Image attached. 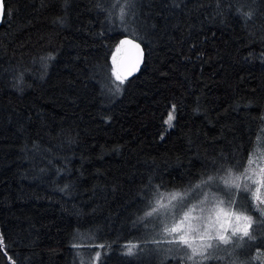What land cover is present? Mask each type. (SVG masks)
I'll list each match as a JSON object with an SVG mask.
<instances>
[{"label": "trees", "instance_id": "1", "mask_svg": "<svg viewBox=\"0 0 264 264\" xmlns=\"http://www.w3.org/2000/svg\"><path fill=\"white\" fill-rule=\"evenodd\" d=\"M125 36L146 57L121 83ZM261 144L264 0H4L0 264H195L147 246L145 213L157 187L194 205L208 176L258 229L203 264H264V205L233 184L257 178Z\"/></svg>", "mask_w": 264, "mask_h": 264}, {"label": "snow or ice", "instance_id": "2", "mask_svg": "<svg viewBox=\"0 0 264 264\" xmlns=\"http://www.w3.org/2000/svg\"><path fill=\"white\" fill-rule=\"evenodd\" d=\"M3 14V4L2 0H0V15ZM10 15V12L8 13ZM122 44H128L131 45V47L139 50L140 46L139 44H133L132 41L126 40L122 41ZM125 77H122L121 75L117 74L116 79L123 83ZM174 119V116L170 113L168 116V120L165 122L169 126H171V122ZM261 147L264 148V144H261ZM262 156H264V152L261 153ZM248 165L251 166L254 161L249 158L247 161ZM249 169L245 168L243 175L246 179L252 181L253 184L256 185L255 191L253 193V199L258 202V204L264 205V198L261 197V190L264 189V167H260L257 173V178L253 179L251 175H248ZM229 175H231V170H229ZM239 179V177H237ZM214 180H221L222 183L228 184L229 182L227 180H223L221 177H212L208 176L206 180L201 181L200 184H197L193 191L199 190L197 192V195L195 199L200 200L201 204L207 203V192H205V188L207 187L209 190L211 189V186L214 182ZM236 188H239L240 185L238 183L235 184ZM248 185H245V189L247 190ZM201 197L203 199L201 200ZM180 199L179 204V213L175 211L177 205H172V200ZM154 202H149L150 211H147L145 213L146 216H152L157 215L161 218V220L164 221H170L172 222L171 227L165 226L163 229L164 233L169 237L167 240L168 243H175L177 245L183 246L186 249H190V254L187 255L188 261H194L195 264H203V261L211 260V259H219L221 257H218L215 255V253L211 250L214 248H219L220 245H228L232 242V237L237 236L239 234V237L241 240H243L244 237H248L249 240L255 239L254 236L250 234V229L252 227V218L250 216L244 215L243 213H232L231 214V220H229V223L234 222V227L230 229H224L221 231L216 232H209L208 231V225L206 223V217L201 216L197 218L196 216H191V223L187 224V228L180 227L181 225H184L187 221L190 219V213L195 212L198 205H192L191 201H188L187 203H184L183 197H178L177 194H173L171 196V199L169 201L170 207L163 206V194L159 192L158 187L157 191L154 194ZM222 203V201H221ZM191 205V207H189ZM234 205V199L233 201L228 205L229 208H231ZM187 209V211H185ZM261 216H264V209H259ZM203 211V208L201 209ZM179 218L177 219V217ZM192 234L193 239H199L200 246L195 247L193 243L190 241L188 236ZM2 239V238H0ZM213 241L216 243L214 244ZM153 243H160L158 240H153ZM239 246V245H237ZM99 247H104L103 245H100ZM137 247L136 244H129L127 246V254L132 255L133 250ZM97 258L99 257V253L96 254ZM197 258H199L197 260ZM258 258V257H257ZM235 264V262H233Z\"/></svg>", "mask_w": 264, "mask_h": 264}, {"label": "rangeland", "instance_id": "3", "mask_svg": "<svg viewBox=\"0 0 264 264\" xmlns=\"http://www.w3.org/2000/svg\"><path fill=\"white\" fill-rule=\"evenodd\" d=\"M121 53H122V51L120 52L119 55H117V57H118L117 60L119 59ZM116 72H117V74L121 75L119 69H117ZM234 183L235 184L236 183L242 184L243 188H245V185H248V188H250L252 181H250L246 178H244L241 182L237 181V180L235 181V179H234L233 184ZM213 193H217V194H213V195L207 194V203L206 204H201L200 200H198V199L195 200L194 205H198L195 212L190 213L189 221H187L184 225H181L180 227L187 228V224L192 222L191 216H193V215L196 216L197 218L204 216L207 218L206 223L208 225V231L209 232H216V231L222 232L224 229H230V228L234 227V222L229 223V220H231V214L232 213H243L244 215L250 216L252 218V227L249 231H250V234L256 238L257 237L258 223L252 214H250L248 212H244L242 210V206H246L245 200H244L245 197L241 194L242 192L235 193V194L230 195V196L228 195L229 199H225V198L220 197L221 192H219V191H213ZM262 195H264V189L261 190V196ZM202 199H203V197H201V200ZM233 199H234L235 204L231 208H229L228 205L230 203L227 200L232 202ZM221 201H222V203H221ZM171 204L176 205L175 201H171ZM165 206L170 207L171 205L168 202L167 204H165ZM178 206L179 205H177V207L175 209V211L177 213H179V207ZM202 208H203V211H201ZM185 211H187V209H185ZM178 218H179V216L177 217V219ZM258 221H260V220H258ZM156 224L158 226V228L155 232L157 237L152 236V238L146 242L147 246H149L151 244H152V246H157V247L161 248L167 256L177 257L182 253H186L185 257H187V255L190 254V251H191L190 249H186L183 246L177 245L175 243H168L167 242L169 237L164 233L163 229L165 228V226H168V227L173 226L172 222L161 220V218L159 217L158 221H156ZM188 238L190 239V241L193 243V245L195 247L200 246L201 242L199 241V239H193L192 234H190L188 236ZM153 240H158V241H160V243H153L152 242ZM234 240H237V242L233 243ZM246 241H249V238L244 237L243 240H241L239 237V234L237 236L232 237L231 243H229L228 245H220L219 249H222V250L219 251L218 256L221 258L228 257L229 254L225 250H223L224 248H227L228 251H237L241 248V246ZM250 241H252V240H250ZM213 243L215 244L216 242L213 241ZM237 245H239V246H237Z\"/></svg>", "mask_w": 264, "mask_h": 264}, {"label": "water", "instance_id": "4", "mask_svg": "<svg viewBox=\"0 0 264 264\" xmlns=\"http://www.w3.org/2000/svg\"><path fill=\"white\" fill-rule=\"evenodd\" d=\"M2 4L3 14L0 15V26L4 20V0H2ZM126 40H130L133 44H139L140 46L139 50H137L131 47V45L122 44V53L119 57L118 66L122 77H125L124 79H130L141 71L145 62L146 50L143 44L137 39L125 36L123 41Z\"/></svg>", "mask_w": 264, "mask_h": 264}, {"label": "bare ground", "instance_id": "5", "mask_svg": "<svg viewBox=\"0 0 264 264\" xmlns=\"http://www.w3.org/2000/svg\"><path fill=\"white\" fill-rule=\"evenodd\" d=\"M139 41V40H138Z\"/></svg>", "mask_w": 264, "mask_h": 264}]
</instances>
